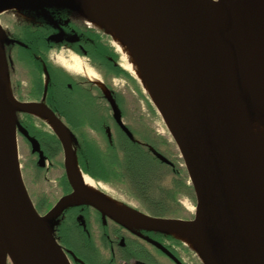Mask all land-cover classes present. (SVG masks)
Segmentation results:
<instances>
[{"label": "water", "instance_id": "obj_1", "mask_svg": "<svg viewBox=\"0 0 264 264\" xmlns=\"http://www.w3.org/2000/svg\"><path fill=\"white\" fill-rule=\"evenodd\" d=\"M96 1L143 67L154 97L149 98L195 196L193 218L120 215L87 194L71 172L75 154L68 129L44 105L13 97L4 51L8 39L0 28V264H70L53 226L63 207L75 203L127 228L185 232L202 264H264V144L248 124L253 118L264 125V0H0V13L52 5L94 23L88 8ZM104 96L126 131L107 90ZM18 112H36L52 123L62 147L73 193L45 215L37 212L20 170L11 165L9 128L28 139L32 152L38 150L19 126Z\"/></svg>", "mask_w": 264, "mask_h": 264}, {"label": "flooded vegetation", "instance_id": "obj_2", "mask_svg": "<svg viewBox=\"0 0 264 264\" xmlns=\"http://www.w3.org/2000/svg\"><path fill=\"white\" fill-rule=\"evenodd\" d=\"M0 25L8 39L4 51L13 97L20 103L44 105L63 123L70 132L77 167L95 190L150 217L192 219L194 214L162 216L142 211L152 205L146 196L136 197L137 192H148L147 181L137 169L152 161L172 171L174 166L153 153L156 150L166 157L153 146L151 130L135 129L124 120L123 95L115 89L114 80L128 83L135 93L137 85L122 66L110 36L77 12L52 5L3 11ZM75 64L79 70L70 67ZM105 90L126 131L114 119ZM16 117L29 138L38 143V150L32 152L28 139L17 130V141H23L35 167L44 172L56 166L62 170L57 180L59 196L51 201L46 195L48 201L39 199L34 205L45 215L62 197L73 193L62 147L43 118L27 112H18ZM59 156L61 162L58 159L56 165L53 162ZM53 236L71 264H200L192 249L177 238L142 227L127 228L83 203L63 207L54 217Z\"/></svg>", "mask_w": 264, "mask_h": 264}, {"label": "rangeland", "instance_id": "obj_3", "mask_svg": "<svg viewBox=\"0 0 264 264\" xmlns=\"http://www.w3.org/2000/svg\"><path fill=\"white\" fill-rule=\"evenodd\" d=\"M11 11L14 12V10ZM0 28L3 30L1 25ZM121 64L124 66V61H121ZM116 80H114L115 89L120 91L123 95L122 100L125 105L124 109L126 110L125 122L135 129H142L145 127L151 130L153 146L161 150L167 157L166 159L164 155L158 153L167 160V162H163L166 165L173 164L174 166V171H172L170 166L163 167L156 161H152L149 162L148 165L145 166L143 164L142 167L137 169V174L141 175L147 181L148 192H137L136 197L143 199L145 198L144 196H146V198L151 201L152 205L150 208H141L142 211L153 215L172 216L180 214L188 215L189 217L191 214H194L195 211V196L186 174L183 161L161 116L155 109L149 96L145 94L143 87L139 84L137 79H135L137 93L130 88L128 83ZM18 148L20 173L32 203L37 205L39 199L53 201L55 197L57 198L59 196L57 180L60 175H62L61 167L56 166L51 169L47 168L48 170H45V172L44 169L41 171L42 169L39 170L35 167V161L30 156L29 150H27L21 139L18 140ZM154 151L156 152V150ZM59 157H55L56 159L53 162L56 165L58 164V159L61 162V156ZM132 174L135 175L134 173ZM132 189H134V186H132ZM46 195L48 200L44 199ZM160 205L165 206L161 208ZM190 208L192 210H189ZM192 252L198 262L202 264L196 252L193 250Z\"/></svg>", "mask_w": 264, "mask_h": 264}, {"label": "bare ground", "instance_id": "obj_4", "mask_svg": "<svg viewBox=\"0 0 264 264\" xmlns=\"http://www.w3.org/2000/svg\"><path fill=\"white\" fill-rule=\"evenodd\" d=\"M88 15L90 19L96 24L100 25L108 36L112 39V43L120 53L122 60L124 61L125 69L128 70L134 77L139 81V84L143 87L144 92L147 96H149L153 100V93L150 88L149 82L147 80L146 74L143 70L141 63L139 62L136 54L131 49L130 45L120 33V31L116 28L106 11L103 9V6L98 2H93V4L88 8ZM11 10H21L20 7L13 8ZM2 13V12H1ZM74 70H79L78 65L70 66ZM91 77L92 75L88 73ZM32 114V113H30ZM35 116H40L38 113L34 112ZM248 124L252 128L254 134L261 140L264 144V125L258 122L257 120L250 118L248 119ZM47 125L54 131L57 128L50 122ZM9 136L11 139V146H12V160L11 165L14 170H20V163H19V148H18V141L16 134L10 130L9 128ZM71 172L75 180L78 182L79 185L82 186L84 191L97 199L100 203L104 204L108 209L111 211L117 212L120 215H133L137 210L133 211L129 210L127 207L123 206L122 204L112 201L101 194H99L95 188L93 187L92 183L85 177H83L77 167L75 158L72 157V168ZM73 202H77L76 196L73 197ZM189 210H192L191 208ZM134 212V213H133ZM168 234L176 237L178 240L183 242L188 247H195L193 240L187 235V233L174 230V229H167Z\"/></svg>", "mask_w": 264, "mask_h": 264}, {"label": "trees", "instance_id": "obj_5", "mask_svg": "<svg viewBox=\"0 0 264 264\" xmlns=\"http://www.w3.org/2000/svg\"><path fill=\"white\" fill-rule=\"evenodd\" d=\"M53 139H54V138H53ZM49 145H51V144H49ZM51 146H52V147H53V146L55 147V143L53 142V144H52ZM165 195H166V194H165ZM162 202H163V201H162ZM164 206H165V205H163V206L160 205L161 208H163Z\"/></svg>", "mask_w": 264, "mask_h": 264}]
</instances>
